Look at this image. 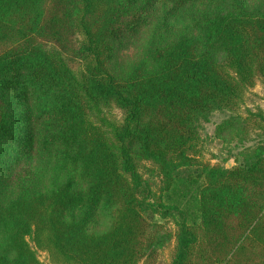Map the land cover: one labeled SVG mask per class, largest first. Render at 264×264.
<instances>
[{
    "label": "trees",
    "instance_id": "obj_1",
    "mask_svg": "<svg viewBox=\"0 0 264 264\" xmlns=\"http://www.w3.org/2000/svg\"><path fill=\"white\" fill-rule=\"evenodd\" d=\"M258 81L264 0H0V264H264Z\"/></svg>",
    "mask_w": 264,
    "mask_h": 264
},
{
    "label": "rangeland",
    "instance_id": "obj_2",
    "mask_svg": "<svg viewBox=\"0 0 264 264\" xmlns=\"http://www.w3.org/2000/svg\"><path fill=\"white\" fill-rule=\"evenodd\" d=\"M146 37V30L140 32L137 35L126 37V41L118 45L113 57V68L120 72L125 71L128 63L135 59L144 44ZM264 107V82L258 81L256 85L247 93V99L243 105L244 110L257 109ZM228 115L226 112H215L213 113L208 121L203 123V137L205 138L209 153L207 152L206 160H210L212 163L223 164L226 167L235 165L236 156L239 157L240 151L248 146L254 144L253 141L241 140L240 136H228L226 141H222L216 137V130L219 123ZM164 229H174L171 222L164 223ZM30 243L34 246L33 241L30 239ZM173 240L170 241L164 248L165 256L167 259L170 258L171 251L173 249ZM38 255L41 261L45 264H50L49 256L45 251H38Z\"/></svg>",
    "mask_w": 264,
    "mask_h": 264
}]
</instances>
